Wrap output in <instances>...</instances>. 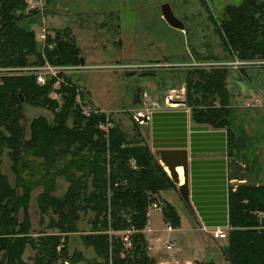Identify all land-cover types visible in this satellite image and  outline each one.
Masks as SVG:
<instances>
[{"label":"trees","instance_id":"16d2710c","mask_svg":"<svg viewBox=\"0 0 264 264\" xmlns=\"http://www.w3.org/2000/svg\"><path fill=\"white\" fill-rule=\"evenodd\" d=\"M32 13L26 0H0V66L84 61L68 25L47 31L44 42L39 43L33 28L23 23ZM209 20L221 52L204 43V51L194 47L190 51L195 58L264 60V0L226 2L214 15L209 14ZM116 32L119 34L118 28ZM115 42L120 47V39ZM180 71L191 118L225 129L228 175L243 180L230 185L227 194L228 228L222 257L226 264H264V178L260 176L259 149L252 148L259 136L248 133L241 122L244 113L227 88L229 65ZM62 79L57 88L59 102L49 94L54 78L40 84L33 74H0V153L8 149L16 173L13 185L0 170V264H75L84 259L79 250L70 252L67 242L68 233L78 231V221L88 213L90 228L80 237L96 255L86 258L87 264H157L148 253L143 228L154 200L161 204L165 221L172 227L179 225L175 207L160 197L161 190L176 187V182L152 152L134 118L130 129H124L110 115L112 126L105 136L98 126L105 112L84 113L76 101L77 91L83 102L94 106L88 102L85 88L71 74H63ZM23 102L54 112L51 121L32 118L27 136ZM29 157L38 162L35 173ZM25 168L28 177L21 175ZM57 175L68 181L60 195L53 193ZM38 183L43 188L37 194V205L50 216L48 226L57 231L33 235L29 233L28 201ZM27 245L34 253L25 260L22 254ZM193 264L217 263L209 258Z\"/></svg>","mask_w":264,"mask_h":264},{"label":"rangeland","instance_id":"374dc122","mask_svg":"<svg viewBox=\"0 0 264 264\" xmlns=\"http://www.w3.org/2000/svg\"><path fill=\"white\" fill-rule=\"evenodd\" d=\"M236 1L33 0L31 5H29L30 7H28L33 9L34 13L26 18L23 23L33 28L39 43L43 39L42 34L45 32H52L55 27L70 26L76 35L77 43L81 47L85 55V61L89 66L79 71H67L66 73L71 74L78 81L79 86L85 88L88 102L92 103L97 110L107 112L102 121L106 120L107 114L109 116L112 115L124 129H130L133 122L132 118H134L133 115L138 110H141L136 109L137 105H133L131 101L132 90L135 88L133 83L142 88L152 89L155 88L157 81L156 77L138 75L141 71L151 69H142L136 67V65L140 63L142 64L141 67H147L150 63H159L158 66L167 67V63L180 62L182 56H194L190 52L193 47L199 51H204L202 45L204 43H208L209 48L216 50L215 52H221L218 36L213 32L209 14L214 15L216 10H219L226 2ZM163 2H168L174 14L183 21V29L170 26L162 17L161 4ZM117 23L121 25L119 34L116 32L119 26ZM116 39H120V47L115 42ZM188 50L190 53H188ZM169 59L171 60L168 61ZM195 60L201 59L190 58L183 60V62ZM30 64L34 63H29L28 65ZM181 67H171V69L177 70L182 78L180 70L189 67ZM128 71H134L135 73H130L129 75L126 73ZM66 73L63 72L61 74ZM49 94L51 96L53 93L50 91ZM57 99L59 102L61 101L60 95ZM238 102L240 101L237 100V106L244 113L241 122L245 126L246 131L252 135L258 134L259 136V139L252 143V148L259 149L257 153L258 164L262 166L260 176L264 178V127L260 129L258 128V122H252V118L259 120L260 116L264 120V114L255 113L254 110L248 109L251 108L250 105L247 106L244 103L239 105ZM148 106L150 105L145 106L146 110H148L146 108ZM22 109L25 115L23 122L26 136L29 133L28 124L32 118L42 116L51 121L54 115L53 110L49 107L36 105L31 102H23ZM134 120L139 125L143 123H139L135 118ZM27 159L30 166H33L32 171L35 173L38 166L37 160H32L30 157ZM12 165L13 160L8 149L5 148L0 153V170L14 185L16 173ZM27 169L25 168L22 171L21 175L23 177H28L26 174ZM255 169L258 168L255 167ZM54 179L55 188L53 193L60 195L68 185V181L62 175H57ZM176 184L179 183L177 182ZM42 188L41 183L35 184L30 192L28 201V213L31 224L29 233L33 235L57 231L55 228L48 226L50 216L47 213H42L37 205V194ZM89 215L90 213L78 221V231L68 233V250L70 252L79 250L85 256L84 259L77 261L75 264H87L86 258L89 259L96 255L93 248L86 246L80 237L82 232L90 228ZM163 226L164 224L162 223L158 225L160 229ZM161 232L166 234L165 231ZM220 240L222 243L216 252L211 254V258L217 264H226L221 252V246L226 241V237ZM33 253L34 249L27 245L22 256L25 260H28Z\"/></svg>","mask_w":264,"mask_h":264},{"label":"crops","instance_id":"0c3cea01","mask_svg":"<svg viewBox=\"0 0 264 264\" xmlns=\"http://www.w3.org/2000/svg\"><path fill=\"white\" fill-rule=\"evenodd\" d=\"M190 58L195 57L182 56L180 60ZM151 72L147 74L141 71L138 75L156 77L155 88L146 89L133 83L135 88L139 87V99L134 102L132 93L131 101L137 105L136 109L142 111L149 104L146 103V97L156 101V105L146 107L151 111L150 117L140 123V128L145 141L167 172V166L159 158L157 150L186 149L189 203L180 195L178 184L161 190L160 197L175 207L180 223L172 227L163 218L161 209L149 208L143 232L148 241V253L156 258L157 264H193L196 260L211 258V254L222 243L221 238L210 235L208 230L202 229V225H206L207 229L215 225H227V194L230 185H233L232 181L236 179L228 175L226 131L222 127L194 121L186 102L173 105L164 102L169 90L178 89L184 84L177 70L169 66H157ZM226 82L232 100L236 101L235 105L239 100V105H250L248 109L264 114V66L230 65ZM252 120L258 122L260 128L264 127L261 116L259 120ZM160 223L164 224L161 229L158 227ZM168 241L173 243L169 249L166 248Z\"/></svg>","mask_w":264,"mask_h":264},{"label":"built area","instance_id":"2783aa9c","mask_svg":"<svg viewBox=\"0 0 264 264\" xmlns=\"http://www.w3.org/2000/svg\"><path fill=\"white\" fill-rule=\"evenodd\" d=\"M28 3V6L31 5L33 0H26ZM30 7V6H29ZM45 34H42V43L45 39ZM159 63H150L147 65V67H141L142 64L138 63L136 67L139 68H145V69H153L158 66ZM231 65L234 67H238L241 65H256V66H264V60H239L237 58L232 60H195L191 62H176L174 64L167 63L166 66L169 67H176V68H182L181 66H194V67H211V66H218V65ZM87 65L84 61L77 63V64H53L48 61H45L40 64H25V65H17V66H0V74H33L35 76V79L38 83L43 84L46 82L48 78H54L53 81V90L51 91V96L55 98H59L60 93L57 91V88H59L61 81L63 80V75L61 73H66L67 71H79L81 69L86 68ZM162 66V65H160ZM58 95V97H57ZM179 99H185V85H181L178 89H171L169 90L165 96H164V102L168 105H173L177 103ZM76 101L80 104L82 107V110L84 113L88 114L89 112L93 111H99L95 106H92L91 104L87 102H83L81 100L80 94L76 93ZM146 103H149V105H156V101L148 99L146 97ZM218 104V102H216ZM150 110L141 111L138 110L133 116L134 118L140 123L144 122L145 120L149 119L150 117ZM107 112H105L106 114ZM99 128L104 132V135L107 136L110 127L112 126V121L110 120L109 115L107 114L106 120L101 121L98 124ZM149 208H158L161 209V204L154 200L149 204ZM227 228L228 226H219L215 225L207 229L206 225H202V229L208 230L210 235H212L215 238H225L227 235ZM173 246V243L168 241L166 243V248H171Z\"/></svg>","mask_w":264,"mask_h":264},{"label":"water","instance_id":"95a60500","mask_svg":"<svg viewBox=\"0 0 264 264\" xmlns=\"http://www.w3.org/2000/svg\"><path fill=\"white\" fill-rule=\"evenodd\" d=\"M161 14L165 21L172 27L183 29L184 23L178 18L172 8L170 7L168 2H163L161 4ZM133 101L135 102L139 99V87H136L133 90ZM178 102L185 103V99H179ZM157 154L163 164L167 166L168 173L174 182L179 183V175L176 170L177 166H181L183 169L184 180L182 183L178 184V190L182 198L189 203V191L187 186V151L184 148H162L157 150ZM239 182H243V180H233L232 184H238Z\"/></svg>","mask_w":264,"mask_h":264},{"label":"bare ground","instance_id":"6f19581e","mask_svg":"<svg viewBox=\"0 0 264 264\" xmlns=\"http://www.w3.org/2000/svg\"><path fill=\"white\" fill-rule=\"evenodd\" d=\"M176 170H177L178 175H179V183H182L183 180H184V179H183V177H184V175H183V169H182V167L179 165V166H177Z\"/></svg>","mask_w":264,"mask_h":264},{"label":"flooded vegetation","instance_id":"af4514ba","mask_svg":"<svg viewBox=\"0 0 264 264\" xmlns=\"http://www.w3.org/2000/svg\"><path fill=\"white\" fill-rule=\"evenodd\" d=\"M117 25H119L118 26V30H119V32H121V25L119 24V23H117ZM185 85V84H184Z\"/></svg>","mask_w":264,"mask_h":264}]
</instances>
